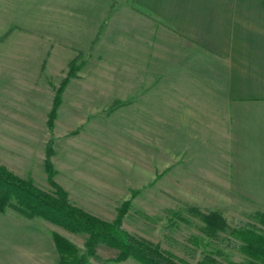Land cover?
I'll use <instances>...</instances> for the list:
<instances>
[{"label":"rangeland","instance_id":"374dc122","mask_svg":"<svg viewBox=\"0 0 264 264\" xmlns=\"http://www.w3.org/2000/svg\"><path fill=\"white\" fill-rule=\"evenodd\" d=\"M30 13L0 20V166L52 193L45 165L51 143L52 178L73 205L107 222L122 215L124 231L158 246L174 264H264L246 249L245 230L264 237V179L257 177L264 161L247 144L255 142V134L236 132L234 122L227 144L239 154L228 162H199L200 149L164 138L168 133L160 122L147 133L143 124L130 122L128 84L100 89L96 57L69 59L68 42L54 41L42 23L49 11ZM37 24L40 34L33 31ZM72 62L50 127L54 98ZM241 142L247 146L240 150ZM239 166L247 178L234 171ZM4 215L9 226L24 228L26 242L40 235L56 247L58 233L81 254L88 253L86 231L29 217L10 205ZM119 254L117 247L99 240L86 264H143L133 257L116 261Z\"/></svg>","mask_w":264,"mask_h":264},{"label":"crops","instance_id":"0c3cea01","mask_svg":"<svg viewBox=\"0 0 264 264\" xmlns=\"http://www.w3.org/2000/svg\"><path fill=\"white\" fill-rule=\"evenodd\" d=\"M44 10L69 59L96 57L100 89L128 84L130 122L146 133L160 122L164 138L198 147L212 165L239 154L227 144L235 122L255 134L247 144L264 161V0H0V20ZM243 167L234 171L247 178ZM8 224L0 212V264H57L52 242H26L24 228Z\"/></svg>","mask_w":264,"mask_h":264},{"label":"trees","instance_id":"16d2710c","mask_svg":"<svg viewBox=\"0 0 264 264\" xmlns=\"http://www.w3.org/2000/svg\"><path fill=\"white\" fill-rule=\"evenodd\" d=\"M73 68L72 62L68 74L62 81L54 98V105L48 120L50 127L54 125L62 93L67 86L69 78L72 76ZM52 155L53 148L52 144L49 143L47 145L45 165L50 181L55 187L52 193L36 187L31 181L21 179L3 166H0L1 212H5L10 205L29 217L43 216L52 221L61 222L73 231L88 232L90 237L87 243V255H93L97 242L103 240L120 250L116 261H123L133 257L143 264H174L158 246L138 240L124 231L121 227L122 215H119L113 222H107L73 205L69 201L68 193L56 184L52 178L54 176V168L51 161ZM12 197L17 199L16 204L11 203ZM260 217L264 222V214ZM213 224H216L215 221L212 222ZM245 233L247 234L246 240H248V243H246L247 253L264 262V237L248 230H245ZM54 239L60 254V262L58 264H86L87 255L81 254L80 250L71 241L58 233H54Z\"/></svg>","mask_w":264,"mask_h":264}]
</instances>
